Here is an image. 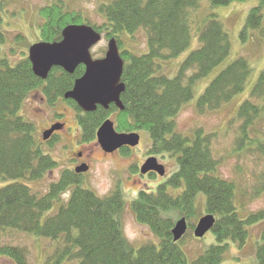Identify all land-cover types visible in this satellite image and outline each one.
I'll return each mask as SVG.
<instances>
[{"label":"trees","instance_id":"16d2710c","mask_svg":"<svg viewBox=\"0 0 264 264\" xmlns=\"http://www.w3.org/2000/svg\"><path fill=\"white\" fill-rule=\"evenodd\" d=\"M7 1L10 0H0V26ZM207 1L218 7L246 0ZM198 7L199 0H108L100 4L98 12L105 23L91 27L104 32L107 38H115L119 48L123 34L142 30L147 52L120 51L124 61L121 82L125 91L120 97L123 111L110 106L108 110L97 108L93 113H83L72 101H66L77 113L82 142L94 140L103 121L115 114L117 132L145 131L151 141L152 155L176 157L177 170L166 182L154 192L141 191L130 203L136 222L147 227L157 242H147L137 250L127 242L121 226L125 199L119 189L99 197L82 188L80 176L65 170L44 195L30 190L29 182L43 178L57 163L42 151L43 143L36 139L34 125L19 114L21 106L36 89L41 90L51 106L63 100L74 81L83 75L84 68L79 66L72 75L53 68L46 80H40L34 76L27 58L12 66L0 52L1 232L9 230L50 240L63 239L65 252L71 253L75 248L71 257L79 259L80 264H221L228 242L238 248L246 243L249 227L264 220V211L241 218L234 204L236 185L217 175L219 162L210 149L212 135H204L198 129L191 136H185L176 130V117L193 99L196 83L229 55L228 33L216 16L210 15L198 29V47L181 63L176 76L158 74L162 63L178 57L190 46V19ZM263 12L264 0H258V5L249 12L247 27L257 28ZM40 15L44 19L39 29L41 42L60 41L66 26L83 23L77 14L64 10L60 1L40 10ZM3 40L0 31V43ZM251 73L247 60L242 57L234 60L204 89L194 105L196 111L201 114L216 111L230 103L243 92ZM263 116L264 70L250 98L237 111L241 121L240 144L245 145L247 152L264 158V134L261 137L254 129ZM121 152L127 154L128 150ZM260 179L262 191L264 170ZM65 194L67 199L61 202ZM200 198L204 212L215 217L211 229L215 244L188 260L179 245L181 241L173 242L171 229L181 217L189 222L187 232L194 229L191 221L197 216ZM55 203L59 205L57 211L48 215ZM173 213L177 214L175 218ZM1 256L13 264H28L27 253L20 247L0 244ZM256 259L258 264H264V239L257 247Z\"/></svg>","mask_w":264,"mask_h":264},{"label":"rangeland","instance_id":"374dc122","mask_svg":"<svg viewBox=\"0 0 264 264\" xmlns=\"http://www.w3.org/2000/svg\"><path fill=\"white\" fill-rule=\"evenodd\" d=\"M59 1L62 2L64 10L77 14L83 20V23L76 25L88 23L90 26H100L105 23L103 16L98 12V7L108 0L7 1L4 6L5 13L2 15L3 23L0 26V31L4 36V40L0 43V52L10 65L14 66L20 60L27 58L29 47L41 42L39 29L44 19L40 15V10L59 3ZM257 5L258 0H246L233 2L227 6L213 7L207 0H199V7L190 19L192 28L190 46L178 57L162 63L158 73L169 78L175 77L181 63L191 51L198 47V29L204 26L210 15L216 16L228 33L229 55L205 78L196 83L193 99L181 109L175 122L177 132L182 135L191 136L198 129L202 130L204 135H212L210 149L213 158L219 162L217 175L236 185L234 204L241 218L264 211V190H260V174L264 170V158L247 152L245 145L240 144L241 121L237 118L240 105L250 98L259 74L264 70V12L257 28L247 27L249 12ZM100 34L101 41L90 50L95 60L104 57L110 39L105 36L104 32ZM121 41L119 51L127 50L134 54L147 52L146 35L142 30L132 35L123 34ZM241 57L247 60L252 68L243 92L216 111L198 113L194 105L204 89L221 70ZM19 114L24 120L34 125L35 137L40 143H43L42 133L49 129L50 125L56 122L64 124V130L55 135L50 142L43 143L41 146L42 151L49 155L57 165L40 180L29 182L28 186L32 192L40 196L44 195L50 184L57 181L63 171L71 170L73 167L71 159L77 158V153H82L89 167V170L79 177L82 188L92 191L99 197L107 196L116 189L123 194L125 207L121 214V226L127 242L136 250L147 242H157L147 227L136 222L130 203L141 191L154 192L158 185L166 182L169 176L177 170L175 156L152 155L149 150L151 141L145 131L137 133L140 136L139 144L127 154L125 152L105 154L101 151L96 139L87 143L81 141V132L76 121L77 113L73 107L61 99L53 106L49 105L40 89L30 92ZM110 117H112L111 121H115V114ZM254 129L259 136L264 134V116L256 122ZM153 156L164 167L163 177L157 174L144 176L139 172V168L146 159ZM172 193L177 192L172 191ZM67 197L68 194H65L61 202H64ZM58 206L55 203L48 215L56 212ZM203 209V202L200 198L197 216L191 221L194 226L198 219L206 215ZM176 215L173 213L174 218ZM179 219L177 218L174 224ZM248 233V239L241 248H238L235 243L228 242V249L221 264H258L256 254L257 247L264 239V220L250 226ZM0 244L23 248L27 253L28 264H80L79 259L71 257L75 248L71 250V253L65 252L66 245L63 239L50 240L7 230L0 231ZM213 244H215V238L211 231L207 232L202 239H196L193 237L192 229L187 232L179 245L188 260H192ZM8 259L1 256L0 264L14 263Z\"/></svg>","mask_w":264,"mask_h":264},{"label":"water","instance_id":"95a60500","mask_svg":"<svg viewBox=\"0 0 264 264\" xmlns=\"http://www.w3.org/2000/svg\"><path fill=\"white\" fill-rule=\"evenodd\" d=\"M101 41V35L88 25H68L61 32V40L57 42H38L28 49V61L34 76L46 80L53 68H60L72 75L79 66L84 67L83 75L76 79L70 91L63 95L65 100L73 101L84 113H93L98 107L107 110L114 105L123 111L121 94L125 85L121 82L124 61L114 38L107 44V50L102 59H93L90 50ZM63 128L54 124L42 133L43 141H47L54 132ZM97 144L106 154H112L122 148H134L139 144L136 133L119 134L110 120H105L96 131ZM88 166L83 164L75 168L76 174H84ZM155 173L160 177L165 175L162 165L154 157L148 158L140 167V174ZM215 218L207 214L201 217L193 236L202 239L213 228ZM187 231L185 218L175 222L171 229L173 242L182 239Z\"/></svg>","mask_w":264,"mask_h":264},{"label":"flooded vegetation","instance_id":"af4514ba","mask_svg":"<svg viewBox=\"0 0 264 264\" xmlns=\"http://www.w3.org/2000/svg\"><path fill=\"white\" fill-rule=\"evenodd\" d=\"M110 106H114V105H110ZM109 106V107H110ZM98 108H100V107H98ZM104 110V109H103ZM108 110V109H107ZM119 111V110H118ZM109 119L111 118L112 119V117H108ZM114 122V121H113ZM60 123V122H59ZM60 124H62V123H60ZM63 126H64V124H62ZM62 130H64V127L62 128ZM62 130H60V131H62ZM60 131H57V132H55L54 134H53V136H55V135H57V134H59V132ZM52 136V137H53ZM124 149H127L128 151H131L132 149H130V148H124ZM121 150L122 149H120V150H118V151H116V152H114V153H119V152H121ZM103 152V151H102ZM106 154V153H105ZM113 154V153H112ZM77 155V158H74V159H71L72 160V168H71V171H73L74 172V170H75V168L76 167H78V166H80V165H83V164H85V165H87V163L85 162V157H83V155H82V153H77L76 154ZM88 166V165H87ZM89 169V168H88ZM81 175H84V174H79L78 176H81ZM148 175H155L154 173H149V174H147L146 176H148Z\"/></svg>","mask_w":264,"mask_h":264}]
</instances>
